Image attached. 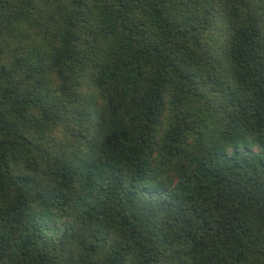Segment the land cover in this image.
Returning a JSON list of instances; mask_svg holds the SVG:
<instances>
[{"label": "trees", "instance_id": "obj_1", "mask_svg": "<svg viewBox=\"0 0 264 264\" xmlns=\"http://www.w3.org/2000/svg\"><path fill=\"white\" fill-rule=\"evenodd\" d=\"M0 264H264V0H0Z\"/></svg>", "mask_w": 264, "mask_h": 264}]
</instances>
